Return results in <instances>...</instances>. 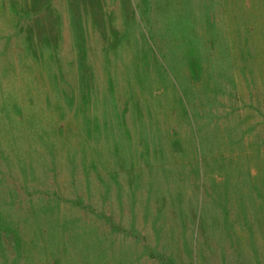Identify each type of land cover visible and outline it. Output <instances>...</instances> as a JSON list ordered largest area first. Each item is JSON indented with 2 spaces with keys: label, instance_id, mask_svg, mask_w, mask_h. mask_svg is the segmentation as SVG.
<instances>
[{
  "label": "rangeland",
  "instance_id": "rangeland-1",
  "mask_svg": "<svg viewBox=\"0 0 264 264\" xmlns=\"http://www.w3.org/2000/svg\"><path fill=\"white\" fill-rule=\"evenodd\" d=\"M0 264H264V0H0Z\"/></svg>",
  "mask_w": 264,
  "mask_h": 264
}]
</instances>
